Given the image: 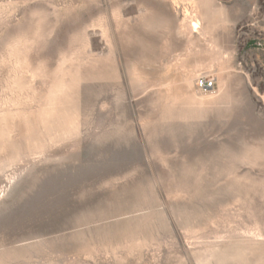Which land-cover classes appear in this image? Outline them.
<instances>
[{"label":"rangeland","instance_id":"rangeland-1","mask_svg":"<svg viewBox=\"0 0 264 264\" xmlns=\"http://www.w3.org/2000/svg\"><path fill=\"white\" fill-rule=\"evenodd\" d=\"M0 264H264V0H0Z\"/></svg>","mask_w":264,"mask_h":264},{"label":"built area","instance_id":"built-area-1","mask_svg":"<svg viewBox=\"0 0 264 264\" xmlns=\"http://www.w3.org/2000/svg\"><path fill=\"white\" fill-rule=\"evenodd\" d=\"M214 87V82L208 79H201L198 83V88L203 91H209Z\"/></svg>","mask_w":264,"mask_h":264}]
</instances>
